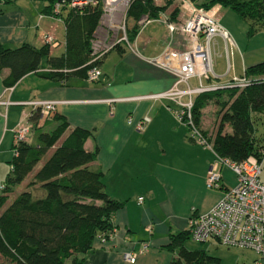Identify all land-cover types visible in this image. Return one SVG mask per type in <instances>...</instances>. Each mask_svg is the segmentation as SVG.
<instances>
[{
    "label": "crops",
    "instance_id": "1",
    "mask_svg": "<svg viewBox=\"0 0 264 264\" xmlns=\"http://www.w3.org/2000/svg\"><path fill=\"white\" fill-rule=\"evenodd\" d=\"M46 5L47 2L41 0L1 1L0 43L15 47L31 42L41 46L45 43V35L53 32L62 43L51 47V53L60 55L66 48V26L63 20L44 12ZM41 13L45 16L41 17ZM157 22L164 26L165 32L155 45L156 49H150L148 55L144 53L151 48L152 37L142 31L138 39L135 36L134 47L140 48L141 54L134 49L127 53L124 46L117 48L125 64L121 69L116 67L108 72L103 63L111 50L103 59L104 75L98 81L75 74L63 82L32 71L16 84L7 85L4 78L9 69L0 73V99L9 101L0 102V190L11 170L15 129L32 110V105L26 102L61 100L56 113L65 115L71 126L80 125L93 131L85 143L89 150L99 147L98 157L91 166L103 171L106 191L124 203L113 217L114 236L108 244L96 238L88 252L78 255L81 264H132L125 260L124 251L138 252L143 242H149L150 246L146 252L138 254L134 264H170L174 256L167 248L171 235L187 230L194 212L209 210L231 185L229 171L232 169L228 166H223L222 170L224 187L207 185L215 151L191 138L187 125L168 108V105L177 107L174 101L159 97L111 104L106 100L159 93L174 84V74L150 60L166 51L169 38L165 24ZM217 40L220 47L221 43L224 45L222 37L217 36ZM248 52L240 57L244 68L264 60V49L252 55ZM42 66V69H49L48 63ZM205 109L202 123L206 127ZM129 117L135 120L150 117V121L143 131H138L128 123ZM49 122L52 126L56 120L52 118ZM140 196L143 200H139ZM150 225L152 232L147 230ZM72 261L73 257L66 264Z\"/></svg>",
    "mask_w": 264,
    "mask_h": 264
},
{
    "label": "trees",
    "instance_id": "2",
    "mask_svg": "<svg viewBox=\"0 0 264 264\" xmlns=\"http://www.w3.org/2000/svg\"><path fill=\"white\" fill-rule=\"evenodd\" d=\"M41 1L47 2L44 12L52 14L55 3L61 0ZM64 1L61 15L66 26L65 50L53 55L48 43L37 46L23 42L15 47L0 43V73L9 69L5 84L14 85L32 71L65 82L75 74L87 78L86 70L94 63L102 68L107 54L90 62L101 4L70 6L71 0ZM193 1L206 8L229 6L243 19L264 25V0ZM171 4L174 6L170 9ZM177 6L174 0L163 6L155 5L153 0H133L128 12L130 37L138 33L145 14L154 11L155 16L161 8H168L175 15ZM252 30L255 29L251 27ZM44 63L49 64V69H42ZM244 74L248 78L245 86L199 93L193 110L196 123L215 151L236 161L256 153L264 143L256 134L258 114L264 113V60L246 66ZM212 100L220 107L216 129L210 134L202 118L203 109ZM30 112L33 137L16 140L11 170L0 190V264H66L72 257V264H81L78 255L88 252L96 238L115 229V211L124 203L106 191L103 171L91 166L99 152V147L89 150L85 146L93 134L91 129L71 126L65 115L56 112L45 119L39 111ZM52 118L56 123L51 126ZM188 239H192L188 230L171 235L167 248L174 256L170 264H222L205 248L188 249Z\"/></svg>",
    "mask_w": 264,
    "mask_h": 264
},
{
    "label": "built area",
    "instance_id": "3",
    "mask_svg": "<svg viewBox=\"0 0 264 264\" xmlns=\"http://www.w3.org/2000/svg\"><path fill=\"white\" fill-rule=\"evenodd\" d=\"M133 0H71L69 5L101 4L102 13L91 40V63L96 62L110 50L124 41L130 44L128 12ZM170 0H153L157 6L168 4ZM178 12L173 15L171 10L160 9L159 21L168 28L169 43L162 55L150 58L153 63L172 72L175 76L174 84L165 91L128 97H112L106 100L113 104L122 100H140L147 98L166 97L177 104V107L168 105V108L176 115L178 120L187 125L191 137L214 149L213 143L204 133L202 127L196 123L194 117V105L196 96L204 91L231 86H245L248 78L244 74L234 75L226 83L213 82L220 78L215 71L212 61V51L220 46L217 36L223 38L225 52L230 61L236 41L226 28L219 16L221 5L206 8L193 0H176ZM66 1H57L52 14H47L57 20H63L61 15L62 5ZM150 14V13H149ZM145 14L140 20V29L136 39L143 31L145 24L151 16ZM45 16L41 13V17ZM146 21V22H145ZM142 25V26H141ZM45 43L51 47L61 45L62 41L53 33L49 32L44 37ZM138 52V49H134ZM230 69V65H229ZM89 80H99L103 76L100 65L92 64L86 70ZM197 77L198 84L193 85L191 78ZM204 78L210 80L204 83ZM185 85L182 88L180 85ZM0 102H9L2 101ZM61 100H29L26 103L32 105V109L39 111L43 118L56 112L57 104ZM31 112L20 120L15 129V139L21 140L28 137L33 128L30 119ZM150 121V117L135 120L128 118V123L138 131H143ZM215 160L211 163L206 182L211 188L225 186L223 178V166L230 167L237 176L235 186L226 188L224 195L205 212H194L188 221L189 234L193 240L199 243L215 240L216 244L225 247H237L254 250L264 260V143L260 145L256 153L249 154L245 159L236 161L225 157L215 151ZM4 185L1 187V189ZM143 196L139 200H143ZM147 230L152 232L150 225ZM115 229L108 235L99 236L102 243L108 244L114 236ZM149 242H143L138 252L134 250L124 251L127 262L134 264L137 256L148 250ZM256 261L255 264H260Z\"/></svg>",
    "mask_w": 264,
    "mask_h": 264
},
{
    "label": "rangeland",
    "instance_id": "4",
    "mask_svg": "<svg viewBox=\"0 0 264 264\" xmlns=\"http://www.w3.org/2000/svg\"><path fill=\"white\" fill-rule=\"evenodd\" d=\"M173 6L174 5L171 4L169 8L171 9V7ZM220 10L218 14L220 16L222 24L229 29V31L234 37V40L237 43L234 50L235 52L231 54L230 61H228V58H226L227 56L225 52V45H223L222 43H221V47L219 46L216 49H213L212 51V61L214 64V69L218 74H222V76L220 78H215L211 81H217L219 83H223L232 79L234 75H242L244 73L245 68L243 67V59L240 58L242 57V54L247 53V50H249L248 53H250L251 55L253 53L263 51L264 30L262 31V29H264V25L260 23H256L249 18L243 19L242 17H240V15L236 10H234L229 6H222ZM149 13L147 14L152 15L154 14V11L153 12L150 11ZM158 16H159V12L157 15L151 16L150 21L145 24L146 26L145 30L143 29L144 35L148 37L149 36L152 37L151 48H149L147 51L144 50V53L146 55H148L147 53H151V50L156 49L155 45L159 44V40L160 39L162 40V37L165 32L164 26L161 23L157 22L159 21L157 18ZM165 27L167 26L165 25ZM251 27H253L255 30L250 31ZM167 32H169L168 28H167ZM129 38H130V42L132 43V46L129 45L127 41H124L122 43V46H124L127 49V53H131L132 52L131 49H135L134 47L136 46L135 37L134 38L130 37V33H129ZM168 43H169V38L167 40V44ZM138 53L141 54L140 48H138ZM124 64H125V58L122 57L121 52H119V50L116 48V49H112V51L109 53L108 59L103 63V67L105 68L106 71L109 72L110 70L113 71V69H115L116 67H119V69H121ZM229 65H230V69H229ZM92 81H98V80H92ZM209 81L210 80L204 78V83H208ZM191 83L193 85H197L198 84L197 77L191 78ZM180 86L184 88L185 85L182 84ZM219 107L220 106L214 100H212L205 109L207 115L206 117L207 121L205 122V125H206V129L210 134L214 133L216 129L215 126L217 123L215 120H216L217 110L219 109ZM44 119H41V122ZM256 128H257L256 134L258 138L264 141V113L258 114L256 120ZM32 137H33V132L28 136V139L30 140ZM229 172L232 174L231 178H229V184H231L230 186H235L237 183V176L233 170ZM262 177L264 178V171ZM230 181H232V183ZM21 187L22 186L20 185L18 188ZM185 246L191 250L198 248H205L207 251L210 252V254L219 257L222 260V264H255L256 261H261V264H264V260L254 250L237 248V247H231V248L225 247L216 244L215 240H210V242H206V243H199L193 239H188L185 242Z\"/></svg>",
    "mask_w": 264,
    "mask_h": 264
}]
</instances>
